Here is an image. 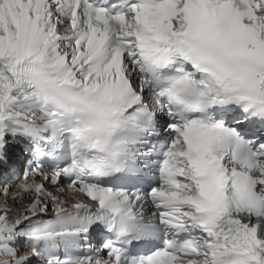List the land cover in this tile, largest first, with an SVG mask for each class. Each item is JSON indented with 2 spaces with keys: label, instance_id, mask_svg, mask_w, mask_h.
Returning <instances> with one entry per match:
<instances>
[{
  "label": "snow or ice",
  "instance_id": "6c2138e0",
  "mask_svg": "<svg viewBox=\"0 0 264 264\" xmlns=\"http://www.w3.org/2000/svg\"><path fill=\"white\" fill-rule=\"evenodd\" d=\"M11 145L0 264H264V0H0Z\"/></svg>",
  "mask_w": 264,
  "mask_h": 264
},
{
  "label": "bare ground",
  "instance_id": "6f19581e",
  "mask_svg": "<svg viewBox=\"0 0 264 264\" xmlns=\"http://www.w3.org/2000/svg\"><path fill=\"white\" fill-rule=\"evenodd\" d=\"M0 180H1V177H0ZM24 182H25L24 179L20 180L18 183H15V184H18V186L14 187V188L13 187L9 188L6 185L1 186L0 187V205H3L5 202H7V204L9 206H13V207L20 204V203L27 204L30 201L31 197H27L23 201H16V200L12 199L13 193L18 192L19 191V185L23 184ZM12 186H14V184H12ZM5 188L8 189L7 195H5L4 191H3ZM49 191H51L55 195H59L62 199L69 200L72 198V194H69L66 190L60 191V189H58V188L49 187ZM48 211L50 213L53 212V206L51 204H49V206H48Z\"/></svg>",
  "mask_w": 264,
  "mask_h": 264
},
{
  "label": "rangeland",
  "instance_id": "374dc122",
  "mask_svg": "<svg viewBox=\"0 0 264 264\" xmlns=\"http://www.w3.org/2000/svg\"><path fill=\"white\" fill-rule=\"evenodd\" d=\"M17 186H18V184H14L13 188H14V187H17Z\"/></svg>",
  "mask_w": 264,
  "mask_h": 264
}]
</instances>
